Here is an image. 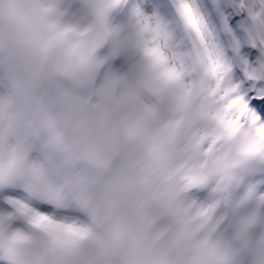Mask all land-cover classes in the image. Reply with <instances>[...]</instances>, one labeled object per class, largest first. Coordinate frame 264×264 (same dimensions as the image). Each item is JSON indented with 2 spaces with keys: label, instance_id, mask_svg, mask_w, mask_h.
Masks as SVG:
<instances>
[{
  "label": "clouds",
  "instance_id": "clouds-1",
  "mask_svg": "<svg viewBox=\"0 0 264 264\" xmlns=\"http://www.w3.org/2000/svg\"><path fill=\"white\" fill-rule=\"evenodd\" d=\"M117 3L0 0V183L56 209L0 215V264H264V196L238 195L264 137L199 115Z\"/></svg>",
  "mask_w": 264,
  "mask_h": 264
},
{
  "label": "snow or ice",
  "instance_id": "snow-or-ice-1",
  "mask_svg": "<svg viewBox=\"0 0 264 264\" xmlns=\"http://www.w3.org/2000/svg\"><path fill=\"white\" fill-rule=\"evenodd\" d=\"M121 5L142 32L143 53L196 97L199 115L225 132L264 137V35L253 29L254 21L264 22V0H118ZM54 212L26 186L0 183V215L44 229Z\"/></svg>",
  "mask_w": 264,
  "mask_h": 264
},
{
  "label": "bare ground",
  "instance_id": "bare-ground-1",
  "mask_svg": "<svg viewBox=\"0 0 264 264\" xmlns=\"http://www.w3.org/2000/svg\"><path fill=\"white\" fill-rule=\"evenodd\" d=\"M129 15L130 10L127 9L125 5H121V7L117 8L116 11L113 13V23L120 24L126 22ZM108 52L109 48L106 47L104 50H102L101 55H106L108 54ZM120 65H117V63L115 62L114 67L118 68L120 67ZM262 177H264V173H257L245 177L240 187L238 195L242 196L251 192L254 197L264 196V180L261 179ZM201 199L203 198L201 197Z\"/></svg>",
  "mask_w": 264,
  "mask_h": 264
}]
</instances>
